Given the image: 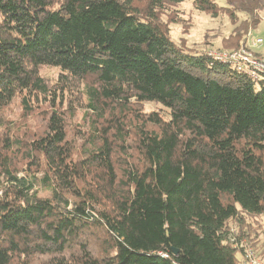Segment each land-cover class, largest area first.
<instances>
[{"label":"trees","instance_id":"trees-1","mask_svg":"<svg viewBox=\"0 0 264 264\" xmlns=\"http://www.w3.org/2000/svg\"><path fill=\"white\" fill-rule=\"evenodd\" d=\"M185 1L228 16L223 50L264 11L0 0V264H242L240 242L264 261V80L174 43Z\"/></svg>","mask_w":264,"mask_h":264},{"label":"rangeland","instance_id":"rangeland-1","mask_svg":"<svg viewBox=\"0 0 264 264\" xmlns=\"http://www.w3.org/2000/svg\"><path fill=\"white\" fill-rule=\"evenodd\" d=\"M212 1L222 9L227 8V0ZM174 9L175 8L170 9V13L173 14L175 18L178 17L179 19L178 23L170 24V34L174 43L179 44L180 42H183V45L192 50H213L216 52L224 51L222 42L224 39H228L231 35H233V30L235 28L224 12H221L217 18H213L211 15L196 10L191 1H185L182 3L176 10L178 12H174ZM238 16L239 26L241 21L245 19V16L242 14ZM261 16V22L256 27L249 28L245 35L242 36V41H246L248 35L253 34L254 37H258L264 42V11ZM165 20H167L166 16ZM261 53L264 56V43ZM41 72L42 75L50 79L52 83L57 82L59 79L60 73L56 68H44ZM76 100L77 96L74 98L67 96L66 104H72ZM11 109L13 111L11 112L12 116L13 114L17 115L21 112L18 102L14 103ZM144 109L146 112H160L166 119L169 117L167 109L160 104L146 103L144 105ZM76 115V118H78L82 115V112H78ZM40 176L42 175H39V177ZM0 195H2V192H0ZM41 195H45V193H41ZM253 221L261 223L263 229L260 238L264 240V215L254 218ZM245 247L252 248L250 244L245 245ZM238 258L242 259L244 263V252L238 255ZM260 260L263 261L262 259Z\"/></svg>","mask_w":264,"mask_h":264},{"label":"built area","instance_id":"built-area-1","mask_svg":"<svg viewBox=\"0 0 264 264\" xmlns=\"http://www.w3.org/2000/svg\"><path fill=\"white\" fill-rule=\"evenodd\" d=\"M263 40L249 34L245 44L238 49L224 50L220 52L210 51L209 55L216 61L229 64L237 72L244 74L248 78L259 82L264 80V56L261 53ZM234 240H232L233 242ZM244 244V245H243ZM244 242L238 244V248L244 252V263L242 264H264L252 250L245 247Z\"/></svg>","mask_w":264,"mask_h":264},{"label":"water","instance_id":"water-1","mask_svg":"<svg viewBox=\"0 0 264 264\" xmlns=\"http://www.w3.org/2000/svg\"><path fill=\"white\" fill-rule=\"evenodd\" d=\"M175 253H177V251H175Z\"/></svg>","mask_w":264,"mask_h":264}]
</instances>
